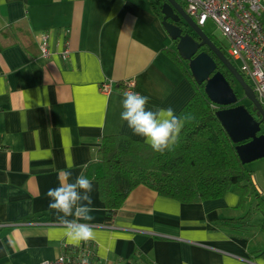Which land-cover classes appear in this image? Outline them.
Returning a JSON list of instances; mask_svg holds the SVG:
<instances>
[{"label":"crops","instance_id":"obj_1","mask_svg":"<svg viewBox=\"0 0 264 264\" xmlns=\"http://www.w3.org/2000/svg\"><path fill=\"white\" fill-rule=\"evenodd\" d=\"M18 24L30 31L27 50L0 41V264L60 255L96 264H264V233L219 224L242 213L232 192L184 204L139 186L105 219L90 175L100 140L125 135L148 144L121 120L126 83L149 97L152 111L172 107L178 115L193 94L166 55L171 41L147 0H0V32ZM43 36L48 58L40 55ZM103 82L113 85L108 94L98 89ZM81 174L92 181L94 219L78 221L93 235L77 242L48 207L47 191Z\"/></svg>","mask_w":264,"mask_h":264},{"label":"trees","instance_id":"obj_2","mask_svg":"<svg viewBox=\"0 0 264 264\" xmlns=\"http://www.w3.org/2000/svg\"><path fill=\"white\" fill-rule=\"evenodd\" d=\"M176 1L185 9L183 0ZM165 3L166 0H148L150 10L159 18H162L161 10ZM193 38L198 39L196 35ZM5 40L6 44H19L25 50L33 44L26 24L3 29L0 41L4 43ZM176 43L171 40L166 55L177 64L193 89L192 96L178 115L191 114L194 119L185 123L178 143L163 154L125 135L104 136L100 140L97 160L92 165L90 175L97 185L98 198L104 205L105 219L109 223L129 194L139 186L184 204L221 199L232 192L238 198L235 208L242 213L237 218L221 219L219 224L233 226L241 223L243 225H237V228L244 232L253 224L264 233V201L253 188L250 172L240 162L235 144L215 115L221 107L208 100L204 84L195 83L187 62L176 51ZM216 47L227 55L222 48ZM198 52H206L211 56L204 46ZM211 57L216 63L215 71L223 74L237 96L242 93L238 83L221 62L214 55ZM246 107L251 108L248 109L251 114L254 113L250 103ZM259 134H264V123L261 124ZM254 217L258 218L257 223L250 222V218ZM259 256L264 260V250L260 251Z\"/></svg>","mask_w":264,"mask_h":264},{"label":"water","instance_id":"obj_3","mask_svg":"<svg viewBox=\"0 0 264 264\" xmlns=\"http://www.w3.org/2000/svg\"><path fill=\"white\" fill-rule=\"evenodd\" d=\"M161 26L167 36L176 41L179 57L187 62L188 70L197 85L204 84L208 100L221 107L215 115L229 139L235 144L236 154L242 164L264 158V134H259L264 123V107L254 90L227 57L214 45L210 38L191 19L176 0H166L162 7ZM181 18L195 33L199 41L188 34H181L178 26L168 21ZM207 46L240 86L243 97L249 101L254 117L243 104L223 74L215 71L216 63L206 52H198Z\"/></svg>","mask_w":264,"mask_h":264},{"label":"built area","instance_id":"obj_4","mask_svg":"<svg viewBox=\"0 0 264 264\" xmlns=\"http://www.w3.org/2000/svg\"><path fill=\"white\" fill-rule=\"evenodd\" d=\"M185 11L202 28L208 20L222 32L228 42V58L239 64L236 69L250 81L251 88L264 106V0H183ZM40 55L48 58L51 54L47 37L39 44ZM69 43H63L59 52L62 59L69 56ZM127 82L124 92L131 93ZM128 85V88H127ZM113 85L103 82L99 85L102 94H108ZM36 264H96L88 256L68 257L60 255L56 259Z\"/></svg>","mask_w":264,"mask_h":264},{"label":"clouds","instance_id":"obj_5","mask_svg":"<svg viewBox=\"0 0 264 264\" xmlns=\"http://www.w3.org/2000/svg\"><path fill=\"white\" fill-rule=\"evenodd\" d=\"M148 101L149 97L145 95L126 92L121 102L123 108L120 114L121 120L127 122L133 134L143 137L153 151L163 154L178 143L182 128L185 123L193 120L194 116L177 115L172 107L160 108L156 111L147 110ZM71 167L69 165L68 170L62 171L61 175L65 179L71 177ZM92 191V181L83 174L77 176L74 182L61 183L59 187L47 191V196L50 198L48 207L55 210L57 221L65 227L66 235L70 240L79 242L92 238L90 225L78 222L94 219L91 215L94 211Z\"/></svg>","mask_w":264,"mask_h":264},{"label":"rangeland","instance_id":"obj_6","mask_svg":"<svg viewBox=\"0 0 264 264\" xmlns=\"http://www.w3.org/2000/svg\"><path fill=\"white\" fill-rule=\"evenodd\" d=\"M140 1L144 2V0H140ZM260 19L264 25V14L262 15ZM160 21H161V18H160ZM201 30L208 37H210L217 46L222 48V50L226 53V49L228 48L227 39L211 20H208L205 23V25L201 28ZM233 64L235 67L238 68L239 64L237 62L233 61ZM245 80L250 84V81L248 80V78L245 77ZM238 98H239V102H237V104H243L245 106L249 105V101L243 97V93H239ZM244 168L246 171L250 172L251 174L250 181L252 183V186L256 190V193L260 195V198L262 199V201H264V158L257 159L250 163L244 164ZM252 206H253V203H252ZM255 221H256L255 217L253 219L250 218V222L254 223ZM258 237L261 238L262 235L260 234Z\"/></svg>","mask_w":264,"mask_h":264},{"label":"flooded vegetation","instance_id":"obj_7","mask_svg":"<svg viewBox=\"0 0 264 264\" xmlns=\"http://www.w3.org/2000/svg\"><path fill=\"white\" fill-rule=\"evenodd\" d=\"M168 21H170V22H172L173 24H175L176 26H178L179 28H180V30H181V34L183 35V34H188V35H190V36H194L195 35V33H194V31L181 19V18H179V20H177V21H172L171 19H168ZM196 40V39H195ZM212 40V39H211ZM197 41H199V39H197ZM214 42V41H213ZM216 46V45H215ZM203 47V46H202ZM204 47H207V46H205L204 45ZM207 49H208V52L211 54V56L212 55H214L212 52H211V50L207 47ZM219 49V48H218ZM220 50V49H219ZM221 51V50H220ZM225 55V54H224ZM226 57H227V59L231 62V64L234 66V64H233V62H232V60L230 59V58H228V56L227 55H225ZM226 69V68H225ZM249 110H251V108H248ZM252 114H254L255 116H256V113L254 112V113H252Z\"/></svg>","mask_w":264,"mask_h":264}]
</instances>
